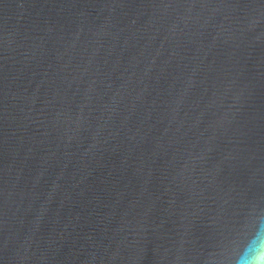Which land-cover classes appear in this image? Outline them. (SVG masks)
I'll return each instance as SVG.
<instances>
[{"label":"water","instance_id":"water-1","mask_svg":"<svg viewBox=\"0 0 264 264\" xmlns=\"http://www.w3.org/2000/svg\"><path fill=\"white\" fill-rule=\"evenodd\" d=\"M264 233V0H0V264H236Z\"/></svg>","mask_w":264,"mask_h":264},{"label":"clouds","instance_id":"clouds-1","mask_svg":"<svg viewBox=\"0 0 264 264\" xmlns=\"http://www.w3.org/2000/svg\"><path fill=\"white\" fill-rule=\"evenodd\" d=\"M236 264H264V233L257 230L237 257Z\"/></svg>","mask_w":264,"mask_h":264}]
</instances>
